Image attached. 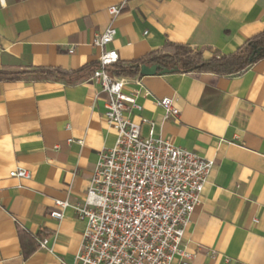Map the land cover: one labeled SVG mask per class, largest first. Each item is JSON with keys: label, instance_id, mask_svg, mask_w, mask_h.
I'll use <instances>...</instances> for the list:
<instances>
[{"label": "crops", "instance_id": "1", "mask_svg": "<svg viewBox=\"0 0 264 264\" xmlns=\"http://www.w3.org/2000/svg\"><path fill=\"white\" fill-rule=\"evenodd\" d=\"M121 1L3 0L0 70L94 67L103 49L92 40L108 26L116 36L104 49L116 50V70L168 44L205 59L229 54L264 30V0H127L111 20L107 8ZM90 74L73 85L0 82V264H72L80 249L85 224L73 210L60 221L49 216L61 210L56 201L82 203L99 153L115 141ZM120 77L140 79L126 92L140 91L132 119L146 120L143 139L152 124L154 138L214 162L182 239L190 264H264V59L240 75L138 69ZM164 97L175 100L176 118L155 104ZM15 168L30 178L9 177ZM46 238L48 250L38 249L36 239Z\"/></svg>", "mask_w": 264, "mask_h": 264}, {"label": "built area", "instance_id": "2", "mask_svg": "<svg viewBox=\"0 0 264 264\" xmlns=\"http://www.w3.org/2000/svg\"><path fill=\"white\" fill-rule=\"evenodd\" d=\"M126 1L107 8L111 20ZM115 36L116 29L108 26L93 38L92 45L103 51L87 79L97 86L96 98L104 95L103 117L115 133L114 144L99 153L82 203L56 201L61 210L49 217L60 221L63 211L70 208L85 224L72 264H190L194 255L185 249L182 239L214 162L154 138L152 124L149 137H141L146 120L132 119L134 112L142 110L137 102L140 91L126 92L130 82L141 88L140 79L106 72L119 61L116 50L104 49ZM143 94L149 96L146 91ZM155 104L165 119L179 115L173 98L164 97ZM76 143L82 145L83 141ZM9 177L29 179L30 173L15 168ZM36 242L38 249L48 250L47 238Z\"/></svg>", "mask_w": 264, "mask_h": 264}, {"label": "trees", "instance_id": "3", "mask_svg": "<svg viewBox=\"0 0 264 264\" xmlns=\"http://www.w3.org/2000/svg\"><path fill=\"white\" fill-rule=\"evenodd\" d=\"M164 53L135 62L127 68L115 69V65L107 68L106 72L112 76H133L140 66L157 65L159 70H169L171 73H208L215 76L240 75L256 62L264 59V30L250 37L234 52L205 59L202 52L187 45L168 44ZM83 67L75 71L59 68H36L33 70H0V82L19 81L24 78L32 80L62 81L73 85L82 79L87 72L92 73L94 67ZM21 242L27 237L19 233ZM33 250V249H32ZM31 251L25 252L28 255Z\"/></svg>", "mask_w": 264, "mask_h": 264}, {"label": "water", "instance_id": "4", "mask_svg": "<svg viewBox=\"0 0 264 264\" xmlns=\"http://www.w3.org/2000/svg\"><path fill=\"white\" fill-rule=\"evenodd\" d=\"M156 73L167 74V73H171V71L166 70V69L159 70L157 65H151V66L143 65V66H140L139 68L140 76H151V75H155Z\"/></svg>", "mask_w": 264, "mask_h": 264}]
</instances>
